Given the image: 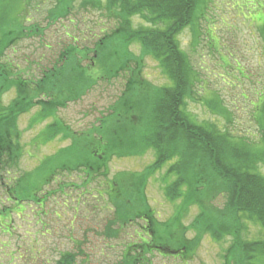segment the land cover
Listing matches in <instances>:
<instances>
[{"label":"trees","instance_id":"1","mask_svg":"<svg viewBox=\"0 0 264 264\" xmlns=\"http://www.w3.org/2000/svg\"><path fill=\"white\" fill-rule=\"evenodd\" d=\"M25 1L0 0V186L6 193V202L19 207L33 202L42 207L39 215H46L44 207L55 192H48L43 198L40 193L53 177L64 172V168H56L58 161L84 158L77 148V138L54 119V124L47 125L40 136H45V142L71 138L72 144L52 157L55 169L41 164L32 173L17 178L13 172L19 168L23 155L19 143L20 116L37 104L40 109L31 119L30 127L44 123L54 118V104L76 100L84 95V89L90 90L98 81L117 79L124 72L128 75L125 92L108 114L103 115L100 126L88 134L99 149L90 150V158L81 165L65 168L66 172L85 173L86 181L77 188L84 194V188L101 175L106 177L107 162L113 156L142 158L153 153L154 162L145 168L144 174L150 179L169 165L163 180L166 199L170 203L181 202V210L185 212L191 207L200 210L188 227L195 240L209 237L222 243L231 237L224 264H264V241L243 238L248 223L264 232V175L259 171L260 165H264V148L253 146L248 138L226 135L216 125L199 124L186 112L187 101L195 95L199 81L188 56L180 49L178 36L204 16L201 11L208 0H106L103 14L116 21L115 29L104 32L100 39L84 38L81 45L78 40V44H69L54 66L43 71L39 79H25L8 53L23 41L44 38L49 27L71 15L74 0H54L55 5L46 10L43 18L45 26L26 24L27 10L30 14L39 11L34 6L20 10ZM32 1L27 0L28 6ZM99 1L84 0V7H100ZM136 17L144 24L135 27ZM133 48H138L139 54ZM148 58L162 70L170 86L158 87L137 80L141 64ZM87 62L93 63L94 68L88 67ZM94 71L102 73L93 74ZM12 92L13 100L3 106V96ZM262 122L264 126V115ZM45 167L51 174L31 186V182H39L48 173ZM170 177L175 180L168 183ZM117 180L119 183L115 182L108 192L115 219L106 226L105 235L116 237L115 226L132 224L137 218L147 220L142 232L150 235L149 239L143 236L139 243H130L118 264H148V255L155 251L191 259L196 244L186 239L187 232L176 236L170 225L153 218L144 191L145 177L131 174ZM68 188L61 184L60 193L63 195ZM220 198L224 199L222 209L215 204ZM3 202L0 200V206ZM10 214L13 212L8 208L0 209V217H11ZM174 218L179 221L182 215L176 213ZM78 256L79 253H64L55 264H76Z\"/></svg>","mask_w":264,"mask_h":264},{"label":"rangeland","instance_id":"2","mask_svg":"<svg viewBox=\"0 0 264 264\" xmlns=\"http://www.w3.org/2000/svg\"><path fill=\"white\" fill-rule=\"evenodd\" d=\"M99 2L100 7L96 5L92 8L90 5L84 7V0H74L73 10L66 20L49 27L44 38L21 42L9 51L8 58L20 67L25 79L41 78L43 71L54 66L60 53L69 44H78V40L81 45L84 38L100 39L104 32L115 29L116 21L107 19L103 14L106 0ZM207 2L201 11L204 16L201 15L194 27L178 36L180 49L188 56L199 81L196 83L195 95L187 101L186 112L199 124L216 125L226 135L232 134L237 139L248 138L253 146L264 148V0ZM27 3V0L22 5L19 3L20 10L34 6L39 13L30 14L27 10L29 23L26 24L39 23L45 26L43 18L46 10L52 8L55 1L33 0L30 7ZM133 21L135 27L144 24L137 17ZM132 50L139 54L138 48ZM111 66L119 68L117 64ZM88 67L93 69L94 64L89 63ZM97 73L102 72H93ZM126 77L128 75L121 72L117 79L98 81L90 90L84 89V95L76 100L54 104V118L44 123L30 127L31 119L37 116L40 109L37 104L29 113L20 116L19 143L23 155L19 168L13 172L17 178L32 173L41 164L55 169L52 157L72 144L71 138L61 140L60 137L45 142V136H40L47 125L54 124V119L67 126L77 138V148L84 153V158L58 161L56 168H64V172L53 177L51 184L40 193L43 198L48 192H55L44 207L46 215H37L42 207L33 202H26L20 207L8 204L6 193L0 186V200L5 203L1 204L0 209L8 208L13 212L11 217H0V264H55L67 252L79 253L76 264L122 262L124 251L130 243H139L143 236L150 238L148 233L142 232V227L148 225L147 220L138 218L132 224L127 222V225L115 226L113 230L117 231L116 237L105 235L106 226L115 219L114 208L108 202L109 187L115 182L119 183L118 177L131 174L145 177L144 191L153 218L161 224L170 225L176 236L186 231V239L196 244L191 259L155 251L148 255V264H224L231 237L222 243H216L209 237L195 240L188 227L200 210L191 207L185 212L181 210V202L170 203L166 199L163 180L169 165L150 179L144 174L145 168L154 162L153 153L142 158L111 157L106 166L107 176L101 175L88 188H84V194L77 186L86 181L85 173L65 171V168L81 165L82 161L89 159L90 150L99 149L88 134L100 126L105 114L125 92ZM137 80L140 83L146 80L158 87L170 86L168 78L150 58L141 64ZM14 96V92L3 96V106H8ZM46 170L48 173H44L39 182H31V186L39 184L51 174L49 169ZM259 171L264 175V165H260ZM174 180L170 177L168 183ZM4 182H8L7 176ZM61 184L70 186L63 195L59 190ZM223 203L224 199L220 198L215 204L222 209ZM176 213L182 215L178 222L174 218ZM246 227L243 232L245 240L264 241V232L259 226L248 223Z\"/></svg>","mask_w":264,"mask_h":264}]
</instances>
